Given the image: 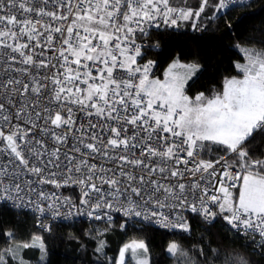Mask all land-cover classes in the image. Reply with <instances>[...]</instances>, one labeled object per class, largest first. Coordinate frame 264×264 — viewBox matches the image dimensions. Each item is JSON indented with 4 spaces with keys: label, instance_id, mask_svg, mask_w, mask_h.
Here are the masks:
<instances>
[{
    "label": "snow or ice",
    "instance_id": "1",
    "mask_svg": "<svg viewBox=\"0 0 264 264\" xmlns=\"http://www.w3.org/2000/svg\"><path fill=\"white\" fill-rule=\"evenodd\" d=\"M242 6L247 0H200L196 9L170 0H0L7 77L0 81V199L12 200L13 193L23 199V184L39 200L53 201L29 198L42 216H59L58 201L84 206L95 220L110 222L116 212L184 232L190 231L184 211L209 222L222 215L244 235L258 233L264 248V159H252L245 147L254 133L264 134V49L240 48L245 62L235 67L242 77L225 78L211 96L184 91L198 65L176 60L160 80L150 78L154 61L137 63L135 33L146 34L144 24L176 26L209 7L211 18H224ZM206 141L235 153L241 171L233 174L225 160L217 178L223 157L198 159ZM42 185H78V203L38 190ZM211 188L221 195H209ZM19 247L47 254L39 236ZM129 250L135 264H149L142 240L125 244L116 264H125ZM167 251L186 255L174 242ZM235 264L248 261L238 257Z\"/></svg>",
    "mask_w": 264,
    "mask_h": 264
},
{
    "label": "trees",
    "instance_id": "2",
    "mask_svg": "<svg viewBox=\"0 0 264 264\" xmlns=\"http://www.w3.org/2000/svg\"><path fill=\"white\" fill-rule=\"evenodd\" d=\"M249 6L228 11L224 18L208 16L197 21H185L153 31L146 57L155 60V76L161 79L167 66L176 60L199 66L198 73L185 86V93L195 97L203 92L211 96L223 89L225 78L242 77L235 64L243 62L242 47L264 49V0H252ZM195 23V27L193 24ZM156 44L157 49L152 46ZM239 46V47H238ZM245 147L252 159H264V134L254 133ZM213 153H227L226 160L239 166V158L220 145L211 147ZM238 193V189L234 190ZM121 229H108L110 223L98 225L83 222L55 224L43 235L47 249L40 264H114L123 245L142 240L148 246L149 264H235L238 257L248 264H264V256L252 251L241 237L228 231L222 215L205 225L190 218V231H165L121 220ZM97 228L106 229L102 235L104 247L96 249ZM34 231L33 218L0 203V255L6 264H20L8 255L14 241L29 239ZM11 232L12 237L6 235ZM16 233V237L13 234ZM176 243L186 255L173 256L167 251ZM34 251L30 258L36 259ZM24 256L29 258L28 250Z\"/></svg>",
    "mask_w": 264,
    "mask_h": 264
},
{
    "label": "built area",
    "instance_id": "3",
    "mask_svg": "<svg viewBox=\"0 0 264 264\" xmlns=\"http://www.w3.org/2000/svg\"><path fill=\"white\" fill-rule=\"evenodd\" d=\"M251 1L252 0H247V3L251 2ZM173 6L177 7L175 5H173ZM45 19H47V18H45ZM181 22L182 21H179L178 23H181ZM157 23H159V27L156 26ZM165 26H169V25H165L162 21H154L151 25H149V24L143 25V27L145 28L146 34L139 32V30H137L135 33L136 44H138L141 47V52H142V55L140 57H137V63L142 66L144 63H146L149 60L154 61V66H153L152 71L150 73V78H153V79L156 78L155 73H156V69H157V63L155 62V60L146 57L145 54H146V52L149 48V45H150L149 44V38H150L151 33L153 31H155L159 28L165 27ZM133 27H135V25H133ZM152 48L157 49V45L154 44L152 46ZM244 62L245 61L238 62V63H244ZM4 67H5L4 60L0 59V81H3L4 79L7 78L3 72ZM121 74H123V73H121ZM240 74L242 76V73H240ZM77 115H80V114L78 113ZM95 121H96V118H93V122H95ZM96 131H99V129H97ZM204 144L206 145V148H205V150L201 151L198 159H204V160L214 162V161L221 159L223 157V160H221V164L215 165V168L217 171V178H218L219 175L223 171V164H224V161L226 160L227 153L226 154L225 153H213L210 146H209L208 141L204 142ZM62 155H63V153H62ZM98 162H102L106 166H108L107 161H98ZM193 166L194 165L189 164V167H193ZM181 167H183V166H181ZM209 171H211V169ZM230 171L233 174H235L236 172L241 171V169L239 168V166L233 164V167L230 169ZM196 178L197 179L199 178V174H197ZM184 182L186 184H188L191 182V180L190 179L185 180ZM239 183L240 182H237L236 188H230V189H232V190L239 189ZM22 187H25V191L20 193V197H23V199L16 198L15 194L13 193V199L12 200L0 199V203L10 207L11 209H13L15 211L24 212V213H28L29 215H31V217L33 218L34 232H38L42 237L44 234H47L51 230L53 225H55V224H68V223L83 222V223L92 224L95 226V225L102 224V223H112L113 221L118 222V221H121L122 219H126L128 221H133L137 224L150 226V227L160 229V230L171 231V232L182 231L179 229L162 228V227H159L155 224H151L150 221H143L140 218H136V217H132V218L123 217L122 214L116 213V212L111 213L112 220L110 222L107 221L106 218L102 219V220H95L93 218L88 217L87 212L89 211V209L85 208L84 206L80 205L79 210H77L76 208H72L70 205H63L58 201H56L54 203H55V207L60 212L59 216H54L52 214V212H50V211L46 212L42 216L40 213L33 211V208L35 205L28 203L29 198H31L33 201H36L37 203H43L45 205H47V203L53 202V201H41V200H39L36 192H28L26 186L23 184H22ZM217 187H218V185H217ZM37 188H38V190L42 188L43 191H45L48 195H52L54 193L56 196H60V197H64V196L71 197L73 202H76V203H78V198L80 196V187L78 185L61 187L59 189H56L52 185H42V186H37ZM209 195H221V194L216 190V188H211ZM192 200H193V197L190 195L189 196V202H192ZM164 211L167 212L168 210L165 209ZM213 211L218 212V208L213 207ZM182 214L186 218V220L188 221L189 224H190V218L193 216L198 218L199 221L205 225H210L213 222V221L209 222V220L206 219L204 216L199 215L197 213H192L190 210L184 211ZM225 224H226L228 231L231 232L232 234L236 235V236L241 237L246 243H248V245L250 246L252 251H254L255 253H257L259 255L264 256V248L260 247L261 238H260L258 233L255 234V237L253 238V235H244L242 230L231 228V226L227 224V221H225ZM46 229H50V230H46Z\"/></svg>",
    "mask_w": 264,
    "mask_h": 264
},
{
    "label": "rangeland",
    "instance_id": "4",
    "mask_svg": "<svg viewBox=\"0 0 264 264\" xmlns=\"http://www.w3.org/2000/svg\"><path fill=\"white\" fill-rule=\"evenodd\" d=\"M173 1H178V2H185V1H200V0H173ZM200 3V2H199ZM181 4V3H180ZM196 20V19H195ZM173 63V62H172ZM171 63V64H172ZM170 64V65H171ZM169 67H167L168 69ZM176 71H179V72H183L184 69H176ZM195 75L192 76V78L194 77ZM158 78V77H156ZM159 79V78H158ZM164 79V74H163V77L160 79V80H163ZM190 80V79H189ZM186 86V85H185ZM209 145H217L213 142H210L208 141ZM233 193H235L234 190L230 189ZM122 225H123V222L122 221H118V222H115L113 221L112 223H110V225H108V229H121L122 228ZM106 232V229H103V228H97L96 230V236H97V241H99L100 243L102 242V235ZM35 236H39L42 238L43 240V237L38 233V232H34L31 234V237L29 239H22V240H19V241H14L10 244L9 248L8 249H12L13 250V253H9L8 252V255L16 262L20 263V258L22 257L23 258V261L25 262V264H40L43 259H42V256H45L44 253H42L40 251V249L38 247H29V248H21L19 247V245L23 244V243H31L32 242V238L35 237ZM13 237H16V233L13 234ZM134 241V240H133ZM135 241H139V240H135ZM132 241L126 243V244H130ZM124 246V245H123ZM122 246V247H123ZM121 247V248H122ZM25 250H28V255H29V258H26L24 256V251ZM34 251H37L38 253V256L36 259H33V258H30ZM120 252V251H119ZM147 258H148V255H147ZM119 259V254L117 256V259L115 261L114 264H116V262L118 261ZM125 264H135V259L133 258L132 256V253H131V250H129L128 252L125 253Z\"/></svg>",
    "mask_w": 264,
    "mask_h": 264
},
{
    "label": "crops",
    "instance_id": "5",
    "mask_svg": "<svg viewBox=\"0 0 264 264\" xmlns=\"http://www.w3.org/2000/svg\"><path fill=\"white\" fill-rule=\"evenodd\" d=\"M199 2L200 1H193V2H191V1H185V2H178V1H173V0H170V3L171 4H173V5H175V6H177V7H184V8H189V7H191V8H193V9H196V8H198V6H199ZM181 3V4H180ZM210 3H215V0H210ZM212 12H213V9L211 8V7H209V8H207L206 9V11H205V13H203V14H201V16H200V18L201 19H203V18H206V17H208V16H212ZM199 18V19H200ZM199 19H196V20H194V19H189V20H192V21H197V20H199ZM189 20H187V21H189ZM182 22H185V21H182ZM174 62V61H173ZM172 63V62H171ZM170 63V64H171ZM180 63H182V62H180ZM169 64V65H170ZM182 64H185V63H182ZM169 65L167 66V67H169ZM167 70V68L165 69V71ZM165 71H164V73H165ZM198 71H199V67H198V69H197V71L195 72V74L194 75H196L197 73H198ZM192 79V78H191ZM189 81V80H188ZM187 81V82H188ZM210 146V148L213 146V145H209ZM220 146H222V147H224L225 148V146H223V145H220ZM239 190V189H238Z\"/></svg>",
    "mask_w": 264,
    "mask_h": 264
}]
</instances>
